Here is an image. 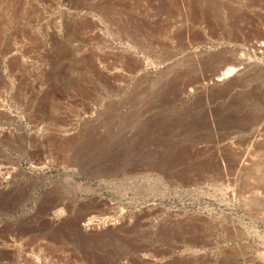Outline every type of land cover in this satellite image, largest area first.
I'll return each instance as SVG.
<instances>
[{"label":"rangeland","instance_id":"374dc122","mask_svg":"<svg viewBox=\"0 0 264 264\" xmlns=\"http://www.w3.org/2000/svg\"><path fill=\"white\" fill-rule=\"evenodd\" d=\"M0 264H264V0H0Z\"/></svg>","mask_w":264,"mask_h":264},{"label":"bare ground","instance_id":"6f19581e","mask_svg":"<svg viewBox=\"0 0 264 264\" xmlns=\"http://www.w3.org/2000/svg\"><path fill=\"white\" fill-rule=\"evenodd\" d=\"M236 63V62H235ZM238 69L236 68V67H230V68H228V69H226L224 72H223V78L224 77H229V76H231L232 74H234L236 71H237ZM221 77V78H222ZM220 78V79H221ZM113 162V161H112ZM123 162V161H122ZM118 164V163H117ZM121 164V163H120ZM119 164V165H120ZM128 164H130V163H128ZM115 165V166H114ZM127 162L126 163H124V168H127ZM110 167H116V164L113 162V164H111V165H109ZM63 209H59V210H56L54 213H53V215L54 216H56V217H58V216H60L63 212ZM96 219H95V217H90L89 218V223L91 224L93 221H95ZM97 221V220H96Z\"/></svg>","mask_w":264,"mask_h":264}]
</instances>
